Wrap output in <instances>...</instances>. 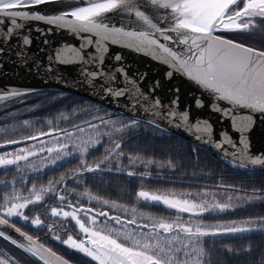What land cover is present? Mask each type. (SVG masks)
I'll use <instances>...</instances> for the list:
<instances>
[{
    "label": "snow or ice",
    "instance_id": "obj_1",
    "mask_svg": "<svg viewBox=\"0 0 264 264\" xmlns=\"http://www.w3.org/2000/svg\"><path fill=\"white\" fill-rule=\"evenodd\" d=\"M61 2L64 0H0V56H4L7 52L15 66L24 67L30 72L38 73L43 66L47 73L55 72L57 79H63L62 73L65 69L75 68L88 86L102 87L105 94L114 98H127L134 110L141 108L146 114L151 113L155 117L163 116L170 123L178 119L180 123L176 124L177 128L186 125L197 133L208 134L209 139L213 135L218 136L219 141L215 143L216 149L223 148L225 144L230 145L234 150L233 163L239 168L247 167L242 159L247 155L250 147L247 134L254 128L255 122L264 117V49L245 45L223 33H264V0H87L86 4H74L69 10L53 14L42 13L41 6ZM110 13L118 15L121 23H113L112 17L108 15ZM21 21L43 22L46 25L55 26L58 30H66L69 34L78 36L81 43L78 46L60 45L54 49L53 53L46 55V63L42 62L30 51L33 41L31 36L24 32L26 24ZM36 31L48 34L53 29L37 28ZM48 43V40L43 41L44 45ZM110 46L134 49L137 53L143 52L154 60L161 61L167 66L165 77L168 79L174 78L179 73L195 82L202 90L210 94L209 110L219 113L222 119L230 120L232 132L238 133V138L234 139L225 130L215 132L213 125L206 119H198L190 124L188 109L179 112L172 110L171 106L179 104L178 96L173 97L165 105L159 97L144 93L138 82L128 77L123 66L111 70L105 69L104 63L110 52ZM113 59L119 62L122 56L114 54ZM29 65H31L30 68ZM2 67L3 62H0V68ZM117 75L121 76V84L127 80L131 87L128 85L116 87ZM97 80L101 82L100 85L95 84ZM158 87L159 82H154L153 92ZM8 95L21 97L26 95V92H10ZM3 99L5 96L0 95V100ZM221 101L227 102L226 105L222 106L219 103ZM194 103L198 109L205 107L202 99H196ZM240 109L248 111L238 114ZM97 119L99 124L96 121H85L83 125L75 124L76 132L84 133L86 129L91 128L96 129L101 135H107L111 118L98 116ZM28 123L24 121L25 125ZM152 123L155 121L149 120V124ZM137 124L138 121L132 118L130 124L124 123V127L131 128ZM101 126L106 131L101 132ZM61 131L63 135L57 132L53 136L52 131H41L38 134L7 139L0 143V148L5 149L9 145L26 144L28 141H37L46 145L38 151L32 150L35 149V144L30 147H20L14 152L5 151L0 156V168L14 166L15 171H20L23 167L21 161H23L33 171L40 172L43 170L42 167L34 164L30 157L44 152L48 153V156L42 158L45 162L44 167L55 165L57 161L72 155L73 152L86 157L87 147L81 149L80 145L74 142L70 147L68 141L72 140L76 133L67 129ZM45 136L56 139L57 144L47 146L49 142L41 139ZM200 138L197 136L198 140ZM108 142L113 143L114 147L109 149V153L103 159L95 165L81 159V168L77 171L92 173L115 170L126 171L129 177L135 175H140L144 179L149 177L150 173H137L134 168L121 169L120 163L126 161L135 165L137 160L131 156L124 157L122 143L116 142V137L113 136ZM84 143L88 145L90 141ZM96 143H99V140ZM240 145H243V148ZM224 154L228 155L227 150ZM112 157L121 159L113 161ZM106 162L112 163V166L109 167ZM249 162L252 165L264 164V159L250 157ZM151 163V161L147 162L148 165ZM169 164L171 165V161ZM208 195L209 192L205 190L196 198L189 199L187 197L191 196V193H182L180 198H177L175 193L138 191L137 196L145 202L163 204L177 213L188 214L187 218L177 216L176 223L161 220L153 221L151 224H137L138 230L147 229V231L128 229L121 231L104 226L92 229L86 227L80 219H76L74 213L65 211L63 216L71 215L79 225V232L87 238H81L79 234L74 238L71 233H67L66 238H62L59 234H52L51 226L48 227V232L52 234V239L66 246L71 253L82 254L79 257L90 258L89 261H95L96 264H213L211 259H204L207 241L203 240V237L249 233L256 229L264 230V216L249 217L239 223L234 220L228 221L227 224L216 223L209 226H205L203 221L195 223L193 217H202L205 213L223 212L232 208L231 203L224 202H215L210 205L207 200ZM261 196H264V190H260L259 194L254 192L252 198L259 199ZM58 198L63 202L66 196L59 195ZM20 199L22 203H12L8 197L3 198L0 225L15 227L12 217L29 220V216L24 215L20 209L28 207L33 200L31 197ZM39 199L38 196L37 200ZM228 200L230 201L231 197H228ZM103 203L109 202L104 200ZM67 206L71 208L72 204L69 203ZM77 211H84L85 215H88L91 209L78 208ZM58 215L60 212L53 207L51 216ZM97 216L114 220L122 229L126 224H136L135 217L130 220H121L119 216L110 217L105 211L98 212ZM88 219L93 225H97L95 217L89 215ZM30 223L40 227L43 221L37 217ZM15 231L28 244L17 239H11V242L43 261V264H73L66 256L57 255L52 248L46 247L43 241L33 251L32 246L37 244L33 235L22 231L20 227H15ZM0 237L5 240L10 239L3 230H0ZM0 264H9V258L0 255Z\"/></svg>",
    "mask_w": 264,
    "mask_h": 264
},
{
    "label": "water",
    "instance_id": "obj_2",
    "mask_svg": "<svg viewBox=\"0 0 264 264\" xmlns=\"http://www.w3.org/2000/svg\"><path fill=\"white\" fill-rule=\"evenodd\" d=\"M86 2L87 0H64V2L61 3L41 6V11L44 14L58 13L60 11L71 9L74 4H86ZM108 15L112 17L113 23H121V18L115 13H110ZM21 23L26 24L24 32L28 33L33 41L30 51L42 62L46 63V55L53 53L54 49L60 45L71 44L78 46L79 43H81L78 36L69 34L66 30H58L55 26H49L43 22L21 21ZM37 28L45 30L52 28L53 31L48 34H43L36 31ZM44 40H48L49 43L44 45ZM114 54H120L122 56V60L119 62L114 61ZM0 62H3V67L0 68V95L5 96V99L0 100V105L41 93L54 92L69 94L96 103L129 119L135 118L140 123L147 124L148 126L166 134L187 141L202 150L214 153L222 160L233 163L232 153L234 150L230 145L225 144L223 148L219 150L216 149L215 143L219 141L218 136L213 135L211 139H209L208 134L203 132L197 133L195 130H190L186 125H182L180 128H177L176 124L180 123L178 119L170 123L168 120L164 119L163 116L155 117L152 116L151 113L146 114L141 110V108H136L134 110L127 98H114L105 94L102 87L88 86L85 81L81 79L75 68L65 69L62 73L63 79H57L55 72L49 74L44 70L43 66L39 69L38 73L30 72L24 67L15 66L13 64V59L9 58L7 52L4 56H0ZM118 66H123L126 69L128 77L136 80L144 93L149 96L159 97L165 105H167L173 97L178 96L179 104L178 106H171L172 110L179 112L181 110L188 109L190 111V124L196 122L198 119H206L213 125L215 132L225 130L228 131L234 139L238 138L239 134L232 132L230 120L222 119L219 113L209 110L208 104L211 99L210 94L202 90L195 84V82L188 80L185 76L179 73H177L172 79L166 78L165 70L167 66L162 64L161 61L154 60L151 56L145 55L143 52L137 53L134 49H127L122 46H110V52L105 60L104 68L111 70ZM28 67L30 68L31 65ZM154 82H159V87L153 92L152 86ZM100 83L101 82L99 80L95 82L96 85H100ZM123 85L131 87L127 80H124L123 84H121V76L117 75L115 86L121 87ZM17 91H25L26 95L21 97H12L8 95L10 92ZM196 99H202L205 107L198 109L194 103ZM219 103L223 106L226 105L227 102L221 101ZM247 111L248 110L240 109L238 110V114ZM149 120H153L155 123L149 124ZM247 135L250 147L247 155L242 157L247 165V167L242 169L259 171L264 174V164L252 165L249 162L250 157H260L264 159V155H262L264 154V117H261L260 120L255 122L254 128ZM197 136L201 138L198 140ZM30 142L33 141H28L27 143ZM13 146L17 145H9L7 148ZM240 147L243 148V145H240ZM1 149L5 148H0V150ZM225 150L228 152L227 156L224 154ZM108 173L126 175V171L117 172L113 170ZM133 177L141 176L135 175ZM149 178L151 177L149 176L147 179ZM91 212L97 216V212L92 210ZM98 217L102 218L103 216ZM15 227L17 226L15 225ZM15 227L0 225V230L5 231L10 236V239L5 240L3 237L0 238L4 239L28 257L36 260L40 264H43V261H40L37 257H33L31 253H26L22 248H18L17 245L11 242V239H17L18 241L28 244V242L24 240L23 237L19 236V233L15 231ZM34 240H37V244L32 246L33 251L36 250L40 243L38 239L34 238ZM87 259L89 260L90 258ZM91 262L96 264L95 261Z\"/></svg>",
    "mask_w": 264,
    "mask_h": 264
},
{
    "label": "rangeland",
    "instance_id": "obj_3",
    "mask_svg": "<svg viewBox=\"0 0 264 264\" xmlns=\"http://www.w3.org/2000/svg\"><path fill=\"white\" fill-rule=\"evenodd\" d=\"M250 32H244L243 34H249ZM258 34L257 36L259 38H254V40L257 43H245V42H240L245 45H250L253 46L256 49H264V34ZM239 42V41H238ZM261 42V43H260ZM102 106L98 107H89L85 106L82 103L75 102V101H70L67 100L64 97H40L37 99H31V100H26L23 101L22 103L15 104V106L11 108L5 109L2 114H0V143H3L7 139H12V138H22L23 136L26 135H33V134H38L41 131H52L53 136L57 134V132L60 133V135H63V132L61 130L67 129L69 131H73L76 134L72 138V140H69V144L71 147V144L74 142L78 145H80L81 149L87 147V156L94 151H99L103 150L106 152V154L109 153V149L114 147L113 143H110L108 141H111L113 136L116 137V142H123L129 138L128 136H134L139 131L143 129V126L140 125L139 123L135 127L131 128H125L124 123H131V121L127 118L122 117L119 114L114 113L113 111L103 108L101 109ZM104 117V118H111V123L108 125L107 129V135H101L97 132L96 129H91L88 128L84 133H79L76 132L75 129V124H81L83 125L85 121H96V123L99 124V120L97 117ZM24 121H28L29 123L27 125L24 124ZM51 121V123H49ZM106 131L103 129L101 126V132ZM148 133L155 134L153 131H149ZM122 138V139H121ZM45 141H48L47 146H53L57 144V140L53 139L52 137L46 136L41 138ZM65 140H68L67 137H64ZM99 140V143H96V141ZM85 141H90V144L85 145ZM34 143L30 144H25V145H20V146H15L10 149H5V150H0V156L4 154L5 151L8 152H14L16 149L20 147H30L31 145L35 144V149L38 151L40 148L46 147L45 144H41L37 141H33ZM101 146L103 148H101ZM123 146V145H122ZM47 156L48 153L44 152ZM124 157H128L130 155H127L126 153H123ZM55 155V153H53ZM73 156L69 155L62 159V162L65 161L68 158H74L77 157L79 154L76 152H73ZM75 155V156H74ZM71 156V157H70ZM80 156V155H79ZM105 155H102L99 159H103ZM82 157V156H81ZM134 160H137V163L135 165L129 164L128 162L126 163L125 167L126 169H135V171L139 172H147V173H153L156 174L157 176L162 175V174H171V172L174 170L173 167L170 164H161L157 162H152L150 165L147 164L148 161L150 160H145L143 158L137 157V156H131ZM10 158V157H9ZM85 157H82L84 159ZM121 158H115L113 161H116ZM141 161L143 163H141ZM98 162V161H96ZM109 165L111 166L112 163L109 162ZM122 166V163H120V167ZM48 167V166H47ZM46 167V168H47ZM75 169H78L81 166L73 165ZM22 171H20L21 175H24L26 171H30L28 168H21ZM236 169H239L240 171L244 170L242 168H239L236 166ZM245 171V170H244ZM11 172V174H10ZM9 173L10 175H6ZM7 173L3 174V177L0 178V213L3 211V205H4V197H8L9 201L12 203H22L23 198L21 196L22 193V187L16 191L13 186H14V181L13 179L10 178L12 175V171H8ZM151 178L149 179H144L141 177H137L139 181H137V186H140L138 191L140 190H145V191H150V192H157V193H166V194H171L175 193L177 198H180V195L191 193V196L187 197L189 199L196 198L200 194H202L205 190L209 192V195L207 197V200L209 204L211 205L212 203L215 202H224V203H231L232 208L229 210H225L223 212L220 211H214L212 213H205L202 217H193V220L195 223H200L201 221L204 222L205 226L209 225H214L216 223L220 224H227L228 221H236L237 223L245 220V219H239L238 214L240 211L242 212L243 210H246L248 208H253L254 206L258 204H264V196H261L259 199H253V191L257 190L255 188H247L246 186H242L243 188L238 187L236 190L235 189H229V188H223V187H212V186H207L205 185H197L199 188H187L185 187L184 189H167V190H152V189H147L144 187L146 182L142 181L148 180L152 181L156 178L152 177V174L149 175ZM5 177H9V179H6ZM63 180L66 178V174L62 173ZM164 177V176H160ZM4 178V180L2 179ZM159 178V177H157ZM165 178V177H164ZM178 179V178H177ZM62 180V181H63ZM187 180V179H185ZM72 183H77V181H72ZM186 184H191L188 182H182ZM196 184L199 182H195ZM135 197L132 199V202L134 206H126L122 204L115 203L114 205L110 206L109 208L117 213L121 217H124L127 220L132 219L135 217L136 223H140V213L136 208H141L146 205L145 201H143L142 198H139L137 196V193ZM252 191V192H249ZM35 196V200L39 201L44 197L45 192L42 190L38 189L37 191H33ZM101 193L105 194L104 192L101 191ZM259 194V192H256ZM40 197L39 200H37V197ZM27 197H31V195H27ZM215 197V199H214ZM228 197H231V200H228ZM153 203V202H149ZM164 209H158L155 206L149 205L148 207L144 208L147 209L149 212H151L154 216L162 217V219H159V221L167 219L168 221H165L167 223H176L178 222L176 217L181 216L187 218L188 214L187 213H177L173 209H168L165 205L163 204H158L155 203ZM27 208V207H26ZM26 208L20 209L21 212H24ZM59 211V210H58ZM247 211V210H246ZM69 213H74L71 211H68ZM63 213V211H62ZM75 214V213H74ZM251 213L249 212V215H243L242 217H250ZM71 216V215H69ZM76 219L79 217H84L81 222L85 223L86 227L95 229L98 225H93L91 221L88 219V216L86 215H77L75 214ZM72 217V216H71ZM11 219H19L22 220L20 217H12ZM75 220V219H73ZM97 220V219H96ZM23 222H27L22 220ZM102 225H105L104 227H112L114 229H119L121 231H124L125 229L132 230V231H145V230H138L137 228L125 225V228L122 229L120 225L116 224L115 221L113 220L112 222L105 221L102 223ZM79 227V225H78ZM264 230L261 229H256L253 232L249 233H238L233 236L229 235H223V236H207L203 237L202 239L207 241L205 245V252L206 249H208V244L212 239H219V238H225V237H241V236H250L256 233H262ZM104 234V233H101ZM114 234V233H113ZM84 236V234H83ZM212 242V241H211ZM253 242V240H251ZM79 256L82 254L77 253ZM0 255L5 256L6 258H9V264H40L36 260L28 257L12 245H10L8 242H6L4 239L0 238ZM208 256V252H206L204 259L206 260ZM82 258V257H81Z\"/></svg>",
    "mask_w": 264,
    "mask_h": 264
},
{
    "label": "flooded vegetation",
    "instance_id": "obj_4",
    "mask_svg": "<svg viewBox=\"0 0 264 264\" xmlns=\"http://www.w3.org/2000/svg\"><path fill=\"white\" fill-rule=\"evenodd\" d=\"M258 34L260 33L259 32L249 33V34L225 33L223 35L229 36L233 38L235 41H239V42L242 41L245 43L252 44L253 42L257 43L254 40V38H259L257 36ZM62 97L70 101L82 103L85 106L87 105L89 107L99 106L96 103L85 101L82 99H76L75 97H72L71 99H69V95H66V94H62ZM23 101L25 100H22V101L17 100L14 102L5 103L3 105H0V114L5 112L4 111L5 109L11 108L15 106V104L22 103ZM103 108L104 107H102L101 109ZM129 120L131 121V119ZM138 123L143 126V129L137 133H140V134L144 133L146 135H152V136H156L160 138L166 137L164 133L157 131L156 129L146 124H143L140 122ZM149 131H153L155 134L148 133ZM174 141H175L174 142L175 146H178L181 142L179 140L178 141L174 140ZM30 143H34V142H30ZM30 143H27V144H30ZM21 145H25V144H21ZM17 146H20V145H17ZM13 147H9L6 149H10ZM101 148L103 147L101 146ZM1 150H5V149H1ZM100 151H101V155L97 156L96 154L100 153ZM102 155H106V152H104L103 150H99L98 152L94 151V152H91L84 159L86 160V163L95 165L96 163L100 161L99 158ZM45 156H47L45 153H41L38 156L30 157V160L34 164L42 167L43 170L40 172L33 171V169L29 167L26 162H23V161H21V164L23 165L22 168H28L30 170V171H26L24 175L20 174V171H22V169L20 171H15L14 166L7 167V168H0V178L3 177V174L7 173L8 171H12V175L10 178H12L13 179L12 181L15 182L13 188L16 191H18V189L22 187L21 196L27 197V195L29 194L31 195V198L33 200V203L28 205V207L23 212L24 215L29 216V220L27 222H23L22 220H19V219H12V221L17 227H20L26 233L33 235V237L38 239L40 242L41 241L45 242L46 247L52 248V250L55 251L57 254L61 256H66V258H69L70 261L73 262V264H89L86 259L79 257L77 253H71V250H68L66 246L60 245L58 241L51 238L52 234H59L62 238H66L67 233L73 234L74 238L76 237L77 234H79L81 238H87L83 236L82 233L79 232V227L76 224L75 220H73L71 216L64 217L62 211L63 212L71 211L77 215H85L84 211H77V209L78 208L82 210L91 209L92 211L97 212V213L101 211H105V212H108L110 217L119 216L121 220H127L124 217H121L119 213L111 210L109 207L114 205L115 203L126 205V206H134V204L133 202L129 203L128 200L115 199V197L111 198L110 196H105L104 194H99L96 192L97 189H101V190L105 189L104 187L98 185V182L100 183V181L105 180V178H110L114 180L117 174L108 173L106 171H97V172H92V173H89V172L79 173L77 170L80 169V167L78 169H75L73 167V165L81 166L82 157L79 155L74 158H68L63 162L62 160H59L56 162L55 165H49L46 168L44 167L45 162L42 159ZM115 158L116 157H112V160H114ZM106 163H108L109 167L112 166V165L111 166L109 165V162H106ZM126 163H127L126 161L122 162V166L120 168L123 170H126V168H124ZM136 172L140 173L139 171H136ZM62 173L66 174V178H64L63 181L61 180ZM10 174L7 173L6 175H10ZM5 178L9 179V177H5ZM127 178L138 179L136 177H128V176ZM153 178H157L156 174L154 175ZM159 178L164 179L162 177H159ZM2 179L4 180V178ZM72 181H77V183H72ZM167 181H177V182L186 181L188 183H195L193 180H185V179L167 178ZM49 182H51V184ZM33 185H35V188H33ZM186 185H189V184H186ZM38 189L45 192V194L42 199H40L39 201H36L35 196H33L34 195L33 191H37ZM1 190L2 189L0 187V191ZM59 195H65L66 199L63 202H61L58 198ZM104 200H107L109 203L104 204L103 203ZM69 203L72 204L71 208L67 206ZM145 204L146 205H144V207L136 208V210L141 212L140 221H139L140 223L126 224V225L137 228V224H144V223L151 224L153 221H159V219H162V217L154 216L147 209H144L148 207L149 205L151 206H159V205L155 203H149V202H146ZM53 207H56L59 210L60 215L56 217L51 216V209ZM89 215L97 219L98 226H105L100 223L101 221L102 223L107 220L108 222L113 221V220H109L107 217H104V216L100 218L96 216L95 214H93L92 212H89L88 215L86 216H89ZM37 217H39L43 221V224L40 227H37L30 223L32 219H35ZM83 218L84 217H79L77 219H80L82 221ZM163 221H168V220L164 219ZM49 226L52 227V230H53L52 234H49L48 232ZM143 230L147 231V229H143ZM74 257L76 258V260L74 259Z\"/></svg>",
    "mask_w": 264,
    "mask_h": 264
},
{
    "label": "trees",
    "instance_id": "obj_5",
    "mask_svg": "<svg viewBox=\"0 0 264 264\" xmlns=\"http://www.w3.org/2000/svg\"><path fill=\"white\" fill-rule=\"evenodd\" d=\"M45 96L62 97V94L42 93L25 97L21 99V101ZM71 98L72 96H69V99ZM164 135L166 136L164 138L146 135L144 133L128 136L129 138L124 141L122 146L123 153L130 156H137L161 164H169V161H171V166L174 169L171 174L156 175V177L164 176V179L157 178L152 181L142 179V181L146 182L144 187L147 189L176 190L184 189L185 187L193 189L199 188L197 185L206 184L212 187L223 185V188L235 190L238 187L243 188L242 186L257 189L253 192L264 190L263 173L245 169V171H240L236 169L234 163L222 160L212 152L202 150L172 135ZM173 139L181 141L182 144L180 142L178 146H175V141ZM96 155L100 156L101 151ZM151 174L153 176L155 175L153 173ZM167 178L187 179L199 183L185 185L182 182L186 181H167ZM137 181H139V179L127 178L126 175L117 174L114 180L105 178V180L100 181V183L98 182V185L105 189H97L96 192L103 194L101 193L102 191L105 193V196L128 200L129 203H132V199L135 197L140 187L137 186ZM155 207L161 210L164 209L161 206ZM246 210L240 211L238 214L239 219L249 218L242 217L243 215H249V212L251 213V218L264 216V204H258ZM251 240H253V242H251ZM211 241L208 244V249H206V252H208L206 260L211 259L213 264H264V232L245 237L212 239ZM228 249H231V251H227Z\"/></svg>",
    "mask_w": 264,
    "mask_h": 264
}]
</instances>
